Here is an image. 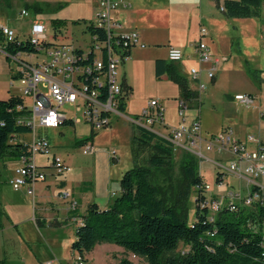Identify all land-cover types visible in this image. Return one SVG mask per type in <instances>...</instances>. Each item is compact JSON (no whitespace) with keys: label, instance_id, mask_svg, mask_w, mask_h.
<instances>
[{"label":"built area","instance_id":"built-area-1","mask_svg":"<svg viewBox=\"0 0 264 264\" xmlns=\"http://www.w3.org/2000/svg\"><path fill=\"white\" fill-rule=\"evenodd\" d=\"M96 9L93 17L83 24L79 38H69L65 31L55 35L49 21L41 19L38 15L30 17L26 7L19 10L20 18H29L30 29L26 36L18 28L0 22V57L14 64L12 68L15 79L19 83L24 99L18 105L17 122L26 124L30 128L29 141L17 138L24 146V152L17 157L14 169L15 175L9 180L12 188L18 190L25 188L30 195L34 194V184L46 180L48 175L60 178L68 170L69 164L60 155L52 150L49 139L38 134L40 128H59L63 124L81 122L80 118L68 116L60 111V106L70 103L81 111L84 122L90 125L91 133L111 125L113 116L121 117L135 125L144 126L170 141L174 150L181 148L197 158H206L204 151L221 153L228 151L233 155L228 167L218 164L219 169L232 173L236 178L242 179L249 189L245 194L239 190L229 188L223 179L216 181V188L220 194L211 192L202 204L211 213L210 220L215 212L223 206L234 209L237 205L251 206L256 202L264 204V149H248L246 142L259 143V139L248 134L244 141L236 139L229 128L203 138L199 121L194 120L188 127H172L165 134L154 128L157 121L162 123V109L157 99H151L148 107L142 110L137 118L131 119L121 109V104L130 94L120 81L118 66L127 58L134 47L144 48L139 33L134 29H125L114 13L129 6L124 0H96ZM223 9L222 5L219 7ZM104 30V38L98 33L90 32L87 26ZM48 28L51 34L48 33ZM201 35L205 29L201 27ZM22 34V35H21ZM29 42L33 50L19 49ZM194 56L199 64L209 63L205 75L212 79L217 66L225 59L215 56L209 46L199 38L192 45ZM184 57L180 47L169 46L167 59L178 62ZM201 69L191 67L189 74L196 83V92L200 95L205 85L200 81ZM31 99V105L26 102ZM236 100L244 106H251L253 96L237 94ZM186 101H178L180 114L184 115ZM12 142L16 137L12 135ZM81 152L92 155L95 147L92 141L81 143ZM37 154L46 155V164H36ZM111 159L117 158V150H108ZM51 155V158L50 156ZM205 189L210 190L206 184ZM59 196L66 202L70 212L77 211L79 201L70 189L60 186ZM76 264H84L83 258L76 254Z\"/></svg>","mask_w":264,"mask_h":264},{"label":"trees","instance_id":"trees-1","mask_svg":"<svg viewBox=\"0 0 264 264\" xmlns=\"http://www.w3.org/2000/svg\"><path fill=\"white\" fill-rule=\"evenodd\" d=\"M215 1L217 7L222 5L225 16L247 18L259 15L264 0ZM33 5L36 11L42 7ZM48 21L55 35L63 33L68 24L63 18ZM87 29L104 38L101 28L89 25ZM19 49L32 51L33 47L27 42ZM9 74L12 79L17 77L12 68ZM163 74L179 86L185 99L191 98L193 92L173 62L156 59L155 77ZM23 102V97L16 94L0 99L2 157L16 160L24 152L17 138L30 128L16 119L21 112L17 106ZM12 135L16 137L14 142ZM130 158L132 165L122 173L120 192L113 202L106 208L97 202L87 204L70 246L76 254L83 258L97 243L110 242L144 258L148 264H264V204L237 205L234 209L223 206L210 220V211L202 206L208 195L196 156L186 151L176 170L173 144L144 126L132 128ZM217 173L216 181L220 179ZM3 215L0 209V229ZM180 242L182 249L176 251ZM120 263L131 264L125 258Z\"/></svg>","mask_w":264,"mask_h":264},{"label":"crops","instance_id":"crops-1","mask_svg":"<svg viewBox=\"0 0 264 264\" xmlns=\"http://www.w3.org/2000/svg\"><path fill=\"white\" fill-rule=\"evenodd\" d=\"M39 1L52 2L55 0H37V2ZM124 1L127 2L129 6L125 9L115 12L114 16L123 23L125 29L136 30L139 33L140 41L145 44L144 48H132L129 56L121 63L122 74L120 76V81L127 89L130 90V97L136 96L137 87L144 86L146 81H149L153 78L157 81H165V83H168L174 87V89H177L176 93L171 97L177 100L176 102L181 99L189 101V103L186 104V108L195 107L194 102L201 104L202 95L206 87L209 86L214 88L223 83H229L232 74L234 75L239 73L240 77L244 79L250 78L251 80H253V77H257V79H254V81H259L260 89L264 87L263 63L258 62L257 64H251L247 56L244 54H235V61H231L233 55L232 42L229 45V42H226L225 35L223 34V32L228 30L230 19H228L229 17L227 18V16L224 14L222 15L225 17H223L221 14L219 15V12L214 10L219 8L217 7L215 0H188L189 3L187 4L181 0L180 3L184 6L181 7L180 10L176 7H173L170 4L171 1L169 0ZM56 2H59L61 5L60 0H56ZM96 4V0H89L87 3V12L85 15L87 17V21L93 17ZM204 5L206 6L205 9ZM195 7L197 10H195ZM173 19H175L176 22L180 21L184 26L178 29L184 35L182 38L177 35L172 37L170 31L165 33V30H170ZM194 23L196 26V31L191 35V25ZM200 26L205 29L204 35L199 33ZM232 26L235 27L234 25ZM185 35L187 36L185 37ZM189 36H191V39L188 42L191 43L194 40L197 41L199 38H201L209 46L211 52L215 56L225 58L215 69L214 77L212 79H209L205 75V70L209 67V63L199 64L194 56L192 45H186L187 43L185 40H188L187 38H189ZM238 42L241 44L240 38H238ZM169 46L180 47L184 52V57L182 60L173 62V64L178 74L186 80L189 89L193 92L191 98L189 99L184 98L179 86L170 80L166 74H163L160 78L155 77V61L159 58L167 59V48ZM239 47V50H241V46ZM187 49L191 50V52H187ZM262 51L264 54V50ZM236 59L239 60L238 65L237 63L234 65ZM259 59L264 60V57L263 59L259 57ZM191 67H199L201 69L200 81L204 83L205 89L200 95L197 94L196 83L191 79L189 74V69ZM237 94H248L253 96V103L255 97L257 98V96L252 95L253 93L250 91H235L233 97ZM208 95L209 93L207 96ZM226 95L228 97L231 96L230 93H226ZM236 102L238 105L240 104L244 106L238 100H236ZM168 103L169 101L166 103V108L168 107ZM126 105L127 102H125L123 110L124 112L126 111ZM143 106L145 105L142 104L140 108ZM258 115L259 118H257L255 126L253 127L254 132L247 130V132L245 131L243 134H241L237 128H232L230 125H227L226 127L224 126L222 128H220V126H216V128L213 129L211 126L209 127L206 122H204V119L202 120L200 115L197 117V120L199 121L201 135L203 138H209L211 135L220 132L221 129L229 128L232 130L236 139L244 141L248 134L255 135L259 139V143L246 142L248 149H256L258 147L264 149L263 108H258ZM241 125H243V123ZM96 152L97 151L95 150L92 155L96 154ZM203 154L206 158L200 159L196 157L197 162H200L198 166V170L200 172L201 162H210L216 167V173L218 172L217 174H219L220 179H223L229 188L241 191V185H236L231 179L236 177L230 172L219 169L217 166V163L222 164L224 167V164H226L225 162H229L230 164L231 160H233V155L230 152L224 151L217 153L215 151H205ZM118 159L119 156L117 154V158L114 161H117ZM95 160L96 157H94V162H91V165L92 167L96 168L97 162H95ZM65 161L69 164L70 170H68L63 176L60 178H55L52 175H48L46 180L38 181L34 184V194L31 195V203L25 202L22 204V197L25 196H22L20 192H26L25 188H23V190L21 188L15 190L12 188L10 183H3L0 185V209L4 212L2 217L3 227L0 229V264H10L11 260H18V257L22 264H26L27 261H31V259L28 256L23 255L22 252H20L16 258L12 259L8 251L10 248H20V251H25L26 248L30 249V251H32L30 253V257H32L34 264H37V261L41 264V259L43 258V260L46 261V264H69L67 259L68 256L72 259L71 264H76V252L73 251L70 246L76 238L75 231L87 204L89 202H97L102 208H106L112 202L105 204L99 200V196L96 193L97 190L94 189V186L96 185L95 183H97V176L94 177L92 181V179L89 177H85L80 173H76L74 171L73 164H71L69 160ZM36 164L42 166L46 164V162H36ZM119 172L121 177L124 171L122 172L121 169ZM260 181L264 183V180ZM244 184L246 186L245 182ZM60 186L69 188L77 197L79 201V207L77 211L70 212L67 209L66 202L59 196ZM211 193L213 195L220 194L217 188ZM69 223L72 224L69 225ZM44 230L53 232L48 234L49 236L47 239L49 241L47 242L46 246H44L46 247L44 248L45 254L44 257H42V254L37 249L33 248V244L34 242H39V240L44 238ZM58 244L69 246L68 256H61L58 254L56 251ZM113 245L115 244L110 242L97 243L90 252L83 254L84 264H87L89 261L92 263L96 260L95 253L98 251V249L101 250V252H104L105 255L111 254L112 256H116L113 253L118 251V248H115L114 251H110L113 253L107 252L105 250L108 247L112 249L116 247ZM121 251L124 253V256H126L128 261L133 264V261L128 256L130 252L128 253L124 250ZM132 257L136 256L132 254Z\"/></svg>","mask_w":264,"mask_h":264},{"label":"rangeland","instance_id":"rangeland-1","mask_svg":"<svg viewBox=\"0 0 264 264\" xmlns=\"http://www.w3.org/2000/svg\"><path fill=\"white\" fill-rule=\"evenodd\" d=\"M60 1L61 5L59 2H56V0L52 2H37V0H0V22L10 24L18 28L19 31L22 32L24 36H26L30 29L29 18H32L34 15H38L39 18L45 20H49L51 18H63L68 21V24L64 29L66 35L69 38L76 40L79 38V33L83 27V22H87V17L85 15L89 0ZM169 1H171L170 4L173 7H176L179 10L184 6L180 3L181 0ZM183 1L185 4L189 3L188 0ZM35 2L42 6L39 11H36L33 7V3ZM22 7H26L30 11L31 15L29 18L19 17V10ZM205 8L206 6L204 5V9ZM195 10H197L196 7ZM214 10H217L219 15L223 14L220 8ZM228 19H230L228 30L223 32V34L225 35L226 42H229V45L232 42L233 55L231 61H235V54H244L247 56L251 64H257L258 62L264 64V60L259 59V57L262 59L264 57V54L262 53V50H264V1L258 16L247 18L229 17ZM76 21H79L81 24H74ZM181 27H184L181 22H176V20L173 19L170 30H165V33L170 31L172 37L177 35L182 38L184 35L178 30ZM201 27L202 26L199 27V33ZM47 31L49 34H51L50 28H48ZM190 31L191 35L195 33V23L191 25ZM186 36L187 35H185V37ZM238 38L241 39V44L238 42ZM187 39L188 40H185L187 43L186 45L189 46L194 44L195 40L191 43L188 42L190 41L191 36H189ZM239 46H241V50H239ZM187 52H191V50L187 49ZM238 62L239 60L236 59L234 65H236V63L238 65ZM13 66L14 64L12 62L0 57V99L7 98L9 94L22 95L18 81L14 80L13 83H11L12 79L9 74V69ZM121 67L122 66L120 64L117 71L119 78H121L120 76L122 74ZM254 79H257V77H253V80L250 78L244 79L240 77L239 73H237L231 75L229 83H223L214 88L209 86L206 87L202 95L201 104L194 102L195 107L184 109V115L182 116L178 109V102H176L177 100L171 97L176 93L177 89H174V87L168 83H165V81H157L153 78L149 81H146L144 86L136 88V96L130 97L129 94L128 98L126 99L127 105L125 113L129 118L134 119L135 115H140L142 110L148 107V103L151 99H157L162 109V123L157 121V123L154 125V128L160 131L162 134H165L168 129L172 127L177 128L182 125L188 127L194 120L197 119L199 115L202 120L204 119V122H206L209 127L211 126L213 129H215L216 126H220V128H222L224 126L226 127L227 125H230L232 128H237L241 134H243L245 131L247 132V130L254 132L253 127L255 126L257 118H259L258 108L264 109V87L260 89L259 81L255 82ZM235 91H250L253 93L252 95L257 96V98L255 97L254 103L249 107H245L240 104L238 105L236 99L233 97ZM208 93L209 95L207 96ZM226 93H230L231 96L228 97ZM168 101V107L166 108V103ZM26 102L28 105H31L30 98L26 97ZM188 103L189 101H186V104ZM142 104L145 106L140 108ZM59 110L66 113L68 116L80 118L81 122L74 123V125L63 124L59 128L43 127L38 130V134L49 139L52 150L56 153V155H60L65 160H69V162L73 164V168L76 173H80L85 177H89L92 179V181L94 177L97 176V183H93L96 184L94 189L97 190L96 193L99 196V200L105 204L113 202L120 192L119 171L122 169L123 172L132 165L130 158V138L132 128L135 124L130 121H126L121 117L113 116L111 119V125L97 130L95 133H91L90 125L84 122L82 112L77 111L75 105L65 103L60 106ZM242 123L246 126L241 125ZM19 137L20 139L29 141L31 138V133H21ZM85 140L93 142V145L96 148L95 150L97 151L96 154L85 155L81 152V142ZM111 149L117 150V154L119 156L117 161H114L115 159H111L109 157L108 150ZM185 152L186 150H182L181 148H176L174 150V165L176 170ZM203 152L205 151L203 150ZM49 156L51 158V155ZM46 157L47 156L44 154H37L35 160L38 163H43L45 162ZM94 157H96L95 162H97L96 168L92 167L91 165V162H94ZM199 163L200 162H197L198 166ZM225 163V167H228L229 162ZM16 164L17 160L0 156V185L3 183H9V180L15 175L14 169ZM200 169L201 173L203 174L204 182L211 188L206 192V194L209 196L210 192L216 190L215 176L217 169L210 162H201ZM231 179L236 185H241L240 193L242 195L248 191L249 187L248 185L245 186L244 180L236 179L234 177ZM21 189L23 190V188ZM20 194L25 196L22 197V204L25 202H32L30 194L25 191L20 192ZM193 200L194 195L192 193L189 199L190 216H192L193 212ZM71 224L72 223H69V225ZM51 232L44 230V238L39 240V242H34L33 244V248L37 249L42 254V257H44L45 254L44 248L46 247L44 246H46L47 242L49 241L47 239L49 236L48 234ZM113 246L116 247L113 249L108 247L105 250L110 252L114 251L115 248H118V251H115L114 253L110 252L116 256H112L111 254L105 255L104 252H101V250L97 248L98 251L95 253L96 260L92 263L89 261L87 264H121L120 261L122 258L127 259L126 256H124V253L121 251H125V249L117 244ZM181 249L182 243L180 242L176 251H180ZM8 251L12 259L16 258L19 253L22 252L23 255L28 256L31 259V261H27L26 264H34L32 257H30V253L32 252L30 249L26 248L25 251H20V248H10ZM56 251L61 256H68L69 246L58 244ZM128 256L133 261V264H148L142 257H132L131 253H129ZM43 259H41V264H46V261ZM67 259L68 263L71 264V257L68 256ZM10 264L22 263L18 257V260H11ZM37 264L40 263L37 261Z\"/></svg>","mask_w":264,"mask_h":264}]
</instances>
